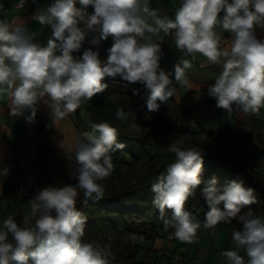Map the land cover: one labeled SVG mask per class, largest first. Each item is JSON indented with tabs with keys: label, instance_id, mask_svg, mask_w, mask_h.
<instances>
[{
	"label": "clouds",
	"instance_id": "clouds-1",
	"mask_svg": "<svg viewBox=\"0 0 264 264\" xmlns=\"http://www.w3.org/2000/svg\"><path fill=\"white\" fill-rule=\"evenodd\" d=\"M27 3L19 0L16 7L24 8ZM8 14L0 3V98H7L12 117L23 116L35 123L43 104L52 117L47 127L59 128L60 120L108 89L105 78L117 76L143 85L147 109L156 112L161 103L176 96V84L192 88L188 70L197 54L207 63L221 66L215 83L208 86V95L229 118L234 110L259 116L264 109V39L257 35V29L264 30V0H182L174 18L153 8L150 0H54L34 15L39 24L50 26L46 45L37 43L36 34L20 23L9 22ZM218 28L231 35L230 42ZM110 36L113 44L106 59L92 48L82 56L73 55L86 42L100 45ZM167 36L182 53L173 73L160 64ZM133 94L140 95V89ZM116 116H125L123 108L117 109ZM131 127L139 130L135 122ZM119 135L106 121L93 122L91 131L80 134L74 154L66 151L75 165L70 175L78 182L38 190L29 200V215L18 222L15 214H9L0 223V264H110L116 258L111 243L84 242L88 217L77 202L81 192L85 208L90 201L104 198V181L114 170V154L125 147L118 142ZM188 142L189 134H184L167 146L175 162L156 177L151 191L165 231L171 227L175 239L192 244L198 242L202 225L186 205L203 183L204 153ZM60 146L63 148V142ZM10 173L8 167L0 169V189ZM202 195L209 208L204 228L214 229L218 223L233 220L243 225L232 231L237 250L223 252L229 264H264V216H256L252 210L241 214L245 207L259 203L255 189L236 180L221 188L213 178ZM169 209L171 218L166 215ZM129 239L133 244L144 243V237L136 233ZM239 249L244 250L247 261Z\"/></svg>",
	"mask_w": 264,
	"mask_h": 264
},
{
	"label": "trees",
	"instance_id": "trees-1",
	"mask_svg": "<svg viewBox=\"0 0 264 264\" xmlns=\"http://www.w3.org/2000/svg\"><path fill=\"white\" fill-rule=\"evenodd\" d=\"M42 2L43 0H37L36 7ZM150 4L172 18L179 8L174 0H150ZM50 35L51 29L47 27L36 36V42L46 45ZM181 54L178 52L163 69L173 73ZM211 67L218 75L222 71L220 65ZM170 79L176 84L174 75L170 76ZM105 83L109 85L108 89L87 101V112L94 122L106 121L118 129V142L125 147L117 153L125 160L126 169H120L117 162L112 172L113 182L105 187L104 198L98 202L90 201L89 206L85 208L82 205L81 192L77 205L88 217L84 242L100 245L111 243L116 258L111 260L110 264H163L161 258L164 255L170 256L165 252L157 254L154 247L158 238L170 235L174 237V229L169 227L165 231L163 221L159 218V209L153 203L151 184L158 175L166 171L169 164L175 162V155L167 151V146L184 134H189L188 146H198L204 153L203 183L186 205L187 210L192 212L201 225L203 226L206 212L209 210L202 189L213 178L218 180V187L221 188L236 180L243 181L245 187L255 189L259 203L245 207L241 214L252 210L256 216H264L263 109L259 116L234 110L236 120L231 125L223 121V109L216 107L215 98L209 97L203 104L187 107L177 103L173 96L167 103H161L158 111L150 112L146 105V95L137 98L127 86ZM116 93L118 95L115 99L110 100L109 96ZM202 106L205 114L216 116L219 123L217 128L204 125L195 129L181 126L182 119L192 116L193 112L200 110ZM119 108H123L125 112L122 119H117L116 116ZM73 114L75 119L82 121L81 108ZM247 120L252 121L250 126L247 125ZM133 122L139 126V130L131 127ZM47 129L45 122H39L33 134V166L37 179L29 181L27 167L17 160L13 172L3 184L0 193V223L9 214H15L18 222L22 220L26 216L27 201L35 196L38 190L78 182L67 173L57 172L53 168V147L49 142ZM221 208L223 209V205ZM166 215L171 218L172 210H167ZM233 223L237 230L243 228L238 220H233L231 224ZM231 224L221 222L216 226ZM132 233L142 235L144 243L133 244L129 239ZM123 235H127L128 239L123 238ZM175 253L177 252L173 251V257ZM240 254L247 261L243 249Z\"/></svg>",
	"mask_w": 264,
	"mask_h": 264
},
{
	"label": "crops",
	"instance_id": "crops-1",
	"mask_svg": "<svg viewBox=\"0 0 264 264\" xmlns=\"http://www.w3.org/2000/svg\"><path fill=\"white\" fill-rule=\"evenodd\" d=\"M18 2L19 0H0V3H3L9 10L7 16L9 22L16 21L20 23L22 26L28 28L30 32H34L36 36L47 27H50L39 24L34 20V15L38 10L45 11L54 0H43L39 7H36V4L32 0H29L26 4L27 6L24 8H17L16 4ZM174 2L180 6L182 0H174ZM229 2H232V0H229ZM223 15L224 13H221V16ZM217 31L221 33L226 41H231L232 37L229 33L223 32L220 28ZM257 35L259 38L264 39V30L257 29ZM163 42L166 43L167 47L165 50H167L171 45L168 38L165 37ZM185 58L192 59L191 57ZM211 66L212 64L207 63L204 57H200L199 61L196 59L193 61V67L188 70V77L192 88L189 90L177 84V93L175 96L177 103L191 107L193 105L203 104L210 97L208 95V86L214 84L215 78L218 76L217 72ZM10 112L7 98H0V169L8 167L12 173L17 160H20L26 167L27 165H33V134L35 126L39 122H45L49 125L52 117L50 116V110L43 104L39 105L35 123L28 122L23 116L12 117ZM28 114L30 113H26V115ZM204 116V106H202L200 110L193 112L192 116L185 119L195 121L204 118ZM206 120L209 122L208 117H206ZM235 120L234 114L229 118L228 114L223 110V121L225 123L233 125ZM58 124L59 128L53 125L47 129L48 139L53 147L51 164L57 172H65L70 175L75 165L69 161L66 151H71L74 154L75 142L83 131L77 125L73 113L69 114L63 120H60ZM62 142L63 148L60 146ZM113 163L115 168L117 161L113 159ZM70 164H72L71 167L69 166ZM10 175L4 178L3 184ZM215 238L219 240L220 237L215 236ZM175 240L174 237L167 236L158 238L154 242L157 254L162 252L170 254L169 257L170 259L172 258L169 261L170 264H175L177 261V258L175 256L173 257V251L179 253L176 248H172L175 245ZM204 248L205 246L199 247L194 254H191L190 248L186 253L181 251V259L185 263L197 261L201 264H229L227 258L223 254H219V250L214 251L213 247L210 249ZM164 256L167 257L166 255ZM164 256L161 258V262Z\"/></svg>",
	"mask_w": 264,
	"mask_h": 264
},
{
	"label": "rangeland",
	"instance_id": "rangeland-1",
	"mask_svg": "<svg viewBox=\"0 0 264 264\" xmlns=\"http://www.w3.org/2000/svg\"><path fill=\"white\" fill-rule=\"evenodd\" d=\"M167 38L171 45L167 50L163 51V57L161 59L162 68H166L168 64L170 63L171 59L179 52V50L175 46L173 38L171 36H167ZM200 57H203V56H201L200 54H197L196 60L199 61ZM79 108H81L82 121H79L80 120L79 118L75 119L77 125L81 126V129L83 132L91 131V124L94 121L91 119V117L89 116L87 112V101H84ZM262 115H264V111ZM206 117H208L209 122H207ZM193 122H195L194 127L192 126ZM246 123L248 126H250V124H252V121L247 120ZM180 124L183 127L194 128V129L198 128L200 125L210 126L214 128H217L219 126L218 119L216 118L215 115H211V114H205L204 118L202 119L200 118L199 120H195V121L192 119L184 118L182 119ZM114 160L119 163L120 169H126V165L124 163L125 160L123 159V157H119V154L117 152L114 154ZM27 173H28L29 181H34L37 179L36 169L34 168L33 165H27ZM113 179L114 177L111 174V176L104 181L105 187L109 186L113 182ZM31 199L32 198H30L29 200ZM29 200L27 201L26 206H25L26 215L30 214ZM234 228L237 229V226L234 223L229 226H223V227L216 226L214 229H206L203 226H201V228L198 230V237H199L198 242L187 244V243H182L176 239L175 245L172 248H176L179 251V253H181V251L186 253L188 249L190 248L191 254H194L199 249V247H202V246H205L206 249H210L213 247L214 251L219 250V254H223L224 251L229 250V249L237 250L235 244L232 241V231ZM213 232L215 233V235L212 234ZM215 236H219L220 237L219 240H216ZM123 238L128 239V236L123 235ZM241 250L242 249H239L238 251L240 252ZM171 259L169 256L168 257L164 256L162 262L163 264H170L169 261H171Z\"/></svg>",
	"mask_w": 264,
	"mask_h": 264
},
{
	"label": "water",
	"instance_id": "water-1",
	"mask_svg": "<svg viewBox=\"0 0 264 264\" xmlns=\"http://www.w3.org/2000/svg\"><path fill=\"white\" fill-rule=\"evenodd\" d=\"M112 44H113V38L111 36L106 41L102 40L100 45H91V44H88L86 42L83 45L81 51L78 52V53H73V55L78 56V57L82 56L84 50H86L87 48H92L93 51H99L100 52V56L101 57H105V59H106L108 54H109L108 53V49L112 46ZM160 64H161V62H160ZM104 82H110V83L124 85V86H127L129 90L144 88V86L139 84V83L131 84L129 82H126V81L122 80V78L120 76H117L115 78L107 77V78H105ZM136 96H137V98H139V95H136Z\"/></svg>",
	"mask_w": 264,
	"mask_h": 264
},
{
	"label": "built area",
	"instance_id": "built-area-1",
	"mask_svg": "<svg viewBox=\"0 0 264 264\" xmlns=\"http://www.w3.org/2000/svg\"><path fill=\"white\" fill-rule=\"evenodd\" d=\"M29 1V0H28ZM26 6V5H25ZM166 47H167V45H166V43L165 42H163V44H162V51H164L165 49H166ZM133 90L134 89H132L131 91L133 92ZM145 89L144 88H140V95L142 96H144L145 95ZM143 93V94H142ZM139 95V96H140ZM170 237H171V235H170ZM175 255V257L177 258V261H176V263L175 264H201V263H199V262H197V261H194V262H189V263H185L182 259H181V254L180 253H175L174 254Z\"/></svg>",
	"mask_w": 264,
	"mask_h": 264
}]
</instances>
